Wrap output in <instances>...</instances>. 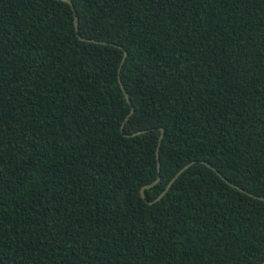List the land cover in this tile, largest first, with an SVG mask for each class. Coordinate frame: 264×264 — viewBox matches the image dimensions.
<instances>
[{"label": "trees", "instance_id": "trees-1", "mask_svg": "<svg viewBox=\"0 0 264 264\" xmlns=\"http://www.w3.org/2000/svg\"><path fill=\"white\" fill-rule=\"evenodd\" d=\"M71 2L0 0V264L263 263L264 0Z\"/></svg>", "mask_w": 264, "mask_h": 264}, {"label": "water", "instance_id": "water-1", "mask_svg": "<svg viewBox=\"0 0 264 264\" xmlns=\"http://www.w3.org/2000/svg\"><path fill=\"white\" fill-rule=\"evenodd\" d=\"M63 1H65V2H67V3H69L72 7H73V4H72V2H71V0H63ZM74 25H75V27H77V17H76V15H75V11H74ZM82 38V37H81ZM82 39H84V40H90V39H85V38H82ZM90 41H96V40H90ZM97 42H100V41H97ZM102 42V41H101ZM121 47V46H120ZM126 54H127V52H126V50H123V57H122V59H121V62H120V65H119V70H120V67H121V65H122V63H123V61H124V59H125V57H126ZM118 82H119V84H120V87H121V89H122V91H123V93H124V95H125V97H126V100L128 101V103H130V99H129V96H128V94H127V92L125 91V88H124V86H123V84H122V82H121V80H120V78L118 77ZM133 111V109L131 108V111L127 114V116L125 117V120H127L128 119V117H129V115L131 114V112ZM123 124H124V122H123ZM123 124H122V126H123ZM147 131V129H142V130H139V131H135V132H133V133H130V134H128V136H134V135H137V134H140V133H142V132H146ZM162 136H163V128H160V134H159V137H158V142H160L161 141V139H162ZM156 156H157V170L159 171V167H160V163H159V161H158V149L156 150ZM193 162H195V161H190L189 163H187V164H185L183 167H181L176 173H175V175L173 176V178L171 179V181L169 182V184L166 186V188L162 191V193L157 197V199H155V200H158V199H160L165 193H166V191L168 190V188H169V186L171 185V183H172V181L174 180V179H176V177L180 174V173H182L185 169H187ZM201 163H204L206 166H208V167H210L212 170H214L218 175H219V177L221 178V179H223L226 183H228V184H230L231 186H233V187H235V188H237L238 190H240V191H242V192H244V193H246V194H248V195H250V196H252V197H254V198H257V199H260V200H264V197L263 196H259V195H255V194H252V193H250V192H248V191H246L245 189H243V188H241V187H239V186H237V185H235V184H233V183H230L215 167H213L210 163H208V162H205V161H201ZM159 180V176L152 182V183H149V184H145V185H143L141 188H140V195H141V197H145L144 196V189L145 188H148V187H151L152 185H154L155 183H157V181ZM154 201H149L148 203L149 204H151V203H153ZM261 264H264V262L263 263H261Z\"/></svg>", "mask_w": 264, "mask_h": 264}]
</instances>
